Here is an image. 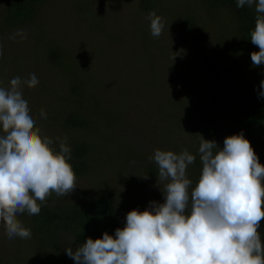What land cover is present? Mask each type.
<instances>
[{
    "label": "rangeland",
    "instance_id": "1",
    "mask_svg": "<svg viewBox=\"0 0 264 264\" xmlns=\"http://www.w3.org/2000/svg\"><path fill=\"white\" fill-rule=\"evenodd\" d=\"M5 1L0 0V22ZM190 1L204 12L194 11L200 24L190 36L172 34L158 8L161 0L147 12L135 0H41L30 20L0 31V87L9 88L12 78L24 81L35 73L39 83L24 85L23 98L41 135L53 140V150L59 152L61 140L71 148L93 134L104 139L102 143L91 139L97 147L106 146L101 156H91L89 169L76 177L77 187L64 196L77 200L91 192L111 194L123 227L130 210L143 211L150 201L164 202L157 165L149 160L156 149L195 155L186 172L195 187L194 179L201 173L198 148L212 114L230 115L232 87L248 83L243 57L233 46L228 26L221 24L222 12L208 13L197 0ZM150 11L165 23L159 37L151 35ZM21 30L26 39L15 35ZM50 46L57 60L47 59ZM247 63L264 71V64ZM76 83L79 94L72 91ZM69 93L81 96L76 107L70 104ZM41 109L46 118L40 116ZM71 109L88 119L87 128L69 133L61 124ZM251 145L255 152L264 150V134L252 138ZM118 147L122 151H112ZM56 197L61 196L53 192L47 200ZM23 215L17 219L28 228ZM258 231L264 245V220ZM68 238L62 235L54 252L33 235L9 239L0 221V264H75L65 251L71 246Z\"/></svg>",
    "mask_w": 264,
    "mask_h": 264
},
{
    "label": "clouds",
    "instance_id": "2",
    "mask_svg": "<svg viewBox=\"0 0 264 264\" xmlns=\"http://www.w3.org/2000/svg\"><path fill=\"white\" fill-rule=\"evenodd\" d=\"M245 5H255L258 13L250 38L259 49L251 53L252 65L259 66L264 64V0H237L238 8ZM147 19L151 35L159 37L163 18L150 11ZM15 35L27 37L22 30ZM29 77L16 76L9 88L0 87V221L9 239L32 236L19 214L38 215L51 193L64 196L77 187L70 147L61 140L59 152L53 150V140L41 135L23 98L24 85L39 83L35 73ZM260 87L258 96L264 97V80ZM46 115L41 109L40 116ZM198 154L202 172L192 187L186 172L196 156L156 149L149 160L157 165L164 202L130 210L114 236L89 237L66 254L75 264H264L258 231L264 220V165L250 141L240 132L225 137L220 148L203 138Z\"/></svg>",
    "mask_w": 264,
    "mask_h": 264
},
{
    "label": "trees",
    "instance_id": "3",
    "mask_svg": "<svg viewBox=\"0 0 264 264\" xmlns=\"http://www.w3.org/2000/svg\"><path fill=\"white\" fill-rule=\"evenodd\" d=\"M135 1L139 9L144 12L151 10L152 7L156 9L159 4V0ZM161 1L163 4L159 5L158 8L161 12H164L165 20L168 22L174 36L183 37L185 36L184 32L190 36L194 30H197L196 26L200 22L196 23L198 18L193 14L196 9L201 10L198 4L195 5L190 0H174L173 4H165V0ZM197 2L208 13L216 10L222 12L221 19H224V21H221V24L223 27L228 26L227 30L232 38L233 46L243 57L241 60V63H243L242 68L247 72L245 76L248 79V83L241 84L240 87H232L235 99L231 105L232 113L230 115L226 116L222 114L223 112L212 114L210 126L207 127L204 139L215 140L218 146L222 148L227 135L243 132L251 143L252 138L264 134V97L258 96V93L262 90L260 82L264 80V71L260 72L255 68H251L247 63L248 60H251V53L259 51L258 46L254 45L250 38L258 13H256L253 6L248 7L245 5L238 8L237 0H197ZM40 3L41 0H6L3 12H1L3 20L0 22V31L9 29L8 27L16 23L30 20L40 9ZM220 40H223L222 36ZM49 48L46 55L47 59L57 60L59 56L54 51V47L50 46ZM78 85L76 83L71 86L72 91L77 94H79L77 91ZM69 96H71L69 97L71 105L76 107L81 102L80 95L73 96L72 93H69ZM201 102L202 100L198 99L197 103L201 104L203 109ZM69 112L63 116L61 121V124L69 133L85 129V126L87 128L88 119L83 117L81 111L71 109ZM94 137L96 138L94 142L99 141L102 143V140H104L98 137L97 134H93L86 140L82 138L70 148L71 155L68 160L76 177L81 176L86 169H89L87 161L90 160L91 156L97 154L101 156L106 146L100 145L97 147L91 140ZM121 148H113L112 151H122ZM255 153L259 158V162L264 164V150ZM200 171L202 172V163ZM200 175L201 173L194 180L198 181ZM115 204L116 199L111 194L91 192L77 200L65 196L56 197L54 201L46 200L41 204V211L38 215H28L27 212L24 215L27 227L31 230L32 235L37 238L38 243L40 245L47 244L45 247L55 252L62 235L69 237L67 242L75 249L89 237L93 240L102 238L105 232L114 236L117 228H123V224L120 225L118 213L115 212ZM74 237L75 240L72 242Z\"/></svg>",
    "mask_w": 264,
    "mask_h": 264
}]
</instances>
